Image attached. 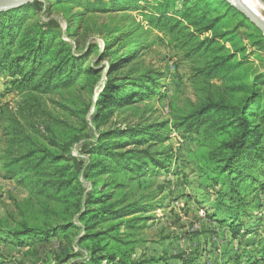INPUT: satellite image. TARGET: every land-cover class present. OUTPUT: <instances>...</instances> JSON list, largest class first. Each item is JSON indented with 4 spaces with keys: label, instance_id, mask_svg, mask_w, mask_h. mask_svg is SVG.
<instances>
[{
    "label": "rangeland",
    "instance_id": "374dc122",
    "mask_svg": "<svg viewBox=\"0 0 264 264\" xmlns=\"http://www.w3.org/2000/svg\"><path fill=\"white\" fill-rule=\"evenodd\" d=\"M111 1L59 0L52 1L54 5L50 6V0H33L31 3L40 5L20 15L18 32L23 34L32 27L43 25L57 32V35L49 36L50 41L54 43L60 36L63 42L73 46L76 53L81 54L91 46L98 48L91 49L90 59L82 64L84 72L94 66L98 70L95 76L84 73L75 90L51 92L35 101L57 118L59 127L68 123L76 129L82 128L85 134L70 153L79 176L71 189L63 193L66 202L61 208L67 210L75 206L83 192L87 197H92L98 190L109 193L111 185L105 188L109 182L115 183L112 194L105 198L102 206L89 205V210L100 214L145 200V196L153 193L158 198L149 206L146 215L114 218L96 228L93 222L76 220V230L47 241L21 245L11 238L6 241L0 238V264H90L92 257L98 256L92 253L98 252L102 244L79 242L85 226L93 232H104L116 226L115 234L139 242L131 254L134 259L140 258L142 264H264V160L256 169L259 181L254 184L242 181L240 184L245 206L243 203L238 205V202L231 204L228 198L230 187L224 184L230 181H224V175H219L213 167L200 165L197 140L201 133H187L172 127L176 111L181 115L208 103L221 106L225 102L233 106L244 102L251 94L252 81L264 74V37L219 0H114L115 3L109 4ZM124 3L127 5H121ZM159 5L170 16H175L176 10L184 9L177 12V19L186 26L185 31L192 32L198 39L211 41L201 62L186 59L182 51L149 24L148 15L155 14ZM101 8L106 10L101 12ZM204 9L208 12H203ZM70 28L72 36L69 35ZM101 54L104 59L97 67L94 63ZM212 58L223 63L221 67L226 73L223 72L218 79L197 82L193 69L202 67ZM144 74L156 77L150 86L152 91L143 102L123 106L104 102L98 111L97 122L94 121L98 98L107 82L111 85L110 95H115L126 89L135 90L133 84H122ZM8 80L9 76L0 74V218L10 220L20 217V204L30 213L43 210V206L39 204L42 199L32 198L31 189L20 183L19 178L7 179L1 171L10 141L6 130L9 125L7 117H17L33 138L44 141L48 133L35 117L31 122L38 128L36 134L35 128L33 131L18 114L22 95L9 89ZM261 80L258 85L263 97L256 109L257 125L264 119V77ZM153 124L165 125L159 128L161 133L168 130L161 141L149 148L157 152L156 165L145 164L140 174L133 164L129 171L123 172L122 167L117 166L114 172L103 171L86 177L91 169L101 170L115 165L119 160H116L117 154L140 149L113 131L131 126L145 129ZM101 134L107 136L103 139ZM58 136L63 139L62 134ZM263 142L264 137L261 144ZM122 180L126 185L120 190L117 187ZM224 205H235L236 208L227 210ZM235 213L239 215L234 219ZM131 216L149 218L138 222L136 231L127 233L121 222ZM240 222L248 231L243 229L242 235L236 237L233 228ZM141 226L144 229H139ZM106 242L108 253L126 251L127 255L131 248L116 245L111 239ZM65 256L71 257L65 260Z\"/></svg>",
    "mask_w": 264,
    "mask_h": 264
},
{
    "label": "trees",
    "instance_id": "16d2710c",
    "mask_svg": "<svg viewBox=\"0 0 264 264\" xmlns=\"http://www.w3.org/2000/svg\"><path fill=\"white\" fill-rule=\"evenodd\" d=\"M50 1V6H53L52 1L59 0ZM187 1L191 2V0ZM219 1L226 4L229 9L264 37L262 32L233 5L225 0ZM113 3H115L114 0L109 4ZM38 5L40 4L34 2L17 9L0 12V74L4 73L9 76L7 82L9 89L22 95V101L17 108L18 114L23 117L32 130L35 128L36 134H38V130H36L38 128L31 122L35 117L38 119L36 122L42 124L48 133L44 141L33 138L17 117L12 115L7 117L9 125L6 130L10 141L3 156L1 171L7 179L19 178L20 183L31 189L32 198L42 199L39 204L43 206V210L30 213L23 208V204H20L18 205L19 218L10 220L0 218V238L3 241L11 238L21 245L37 240L47 241L57 235H67L66 233L69 231L77 229L76 220L82 223L93 222L96 228L98 225L105 224L114 218L122 219L140 213L146 215L149 212L147 211L149 206L153 205V202L158 198V195L153 193L145 196V200L115 211L105 210L100 214H98V211L89 210V205L99 204L102 206L105 198L112 194L115 183L109 182V184H105V188L111 185L109 193L104 194V191L98 190L92 197H87L83 192L75 206H70L67 210L61 208L66 202L63 193L71 189L73 181L77 180L79 176V172L76 171L74 164L71 162L70 153L85 134H83L82 128L76 129L68 123H65L62 128L59 127L60 122L57 118L52 113L43 110L40 104L35 101L38 97L51 92L60 91L59 93H62L75 90L78 80L84 73L87 76H95L98 70L94 66L84 72L82 64L85 60L90 59L91 49L98 50V48L91 46L89 50L83 52L84 54L76 53L73 46L63 42L60 36H58L56 42L50 41L49 36L51 34L57 35V32L43 25L32 27L23 34L19 33L20 15L28 9H36ZM121 5L125 6L127 4ZM159 8L163 7L159 5L155 9V14L148 15V22L152 28L162 33L171 44L182 51L186 59L201 62L211 41L198 39L192 32L185 31L186 26L177 19V12L181 13L184 9L181 11L176 10L175 16H170L165 8L162 10H159ZM104 9L101 8V12L106 10ZM203 12L207 13L208 10L204 9ZM78 16L79 14L76 15V17ZM69 33L70 36L73 35L72 28L69 29ZM103 59L104 54L99 55L94 65L98 67ZM49 64L50 66H48ZM222 64V62L218 63L216 58H212L206 61L202 67L194 68L193 77H196L197 82L199 80L206 82L218 79L222 77L223 72L226 73L225 69L223 70L221 67ZM155 77L154 75L144 74L136 79L129 80L122 85L133 84L136 89L133 91L126 89L123 92H117L115 95H110L109 88H111V85L107 82L105 88L100 92L94 121L97 122L98 111L104 102L122 106L143 102L145 96L152 91L150 86L154 83ZM263 77L264 74H259L252 81L249 88L251 94L242 103L233 106L225 102L221 106L208 103L202 108L187 114L182 113L179 115L176 114L177 111L174 112L172 122L174 129L185 130L187 133H201L200 138L197 140L200 149L198 154L200 165L204 168L213 167V170L219 175H224V181L226 179L230 181L224 182V184L230 187L228 198L231 204L238 202V205L243 203V206H245V196L241 191L243 186L239 188L240 184L243 183L242 181H250L251 184L259 181L256 169L264 160V142L261 144V139L264 137V119L257 125L255 116L257 105L263 97L262 88L258 85ZM41 119H43L42 122H40ZM164 124L169 125V122ZM164 124H153V126L145 129L131 126L122 131H113L112 133L122 135L124 141L130 140L133 146L140 147V149L117 154L116 160H119L116 164L118 165H110L101 170H98L99 168L91 169L86 177L103 171L112 170L114 172L117 170L115 169L117 166H121L123 172L129 171L133 164L136 165L135 171L137 174H140L145 164L156 165V161H158L155 158L157 152L151 151L149 148L167 135L168 130L162 133L159 132V128L165 126ZM59 133L62 134L63 139L59 138ZM106 136V134H101L100 138L104 139ZM119 145L121 144H117V146ZM92 167H96V165L92 164ZM125 185V180H122L117 188L121 190ZM224 208L233 210L236 206L224 205ZM238 215L235 213L232 218H238ZM148 218L149 216H131L130 219L121 222V225L125 226L127 233L136 231L138 222L148 220ZM237 224L238 226L235 228L231 226L236 237L241 236V231L246 229L241 222ZM115 227L111 226L104 232H93L90 229L89 231L86 226L84 227L85 233L79 239L80 243L91 241L102 244L98 252L92 253L98 256L92 257L90 264H102L103 261H107V264H142L140 258L134 259L131 254L139 242L127 240L128 237L115 234ZM143 227L141 226L139 229L142 230ZM108 239H111L116 245L130 246L128 254L125 255L126 251L108 253V242H106ZM104 242L105 244H103ZM70 257L65 256L64 259L69 260Z\"/></svg>",
    "mask_w": 264,
    "mask_h": 264
},
{
    "label": "water",
    "instance_id": "95a60500",
    "mask_svg": "<svg viewBox=\"0 0 264 264\" xmlns=\"http://www.w3.org/2000/svg\"><path fill=\"white\" fill-rule=\"evenodd\" d=\"M33 0H0V12L17 9ZM233 5L240 13H242L256 28H258L264 36V19L254 13L250 8L243 4L240 0H227ZM262 2L261 0H259ZM264 4V2H262Z\"/></svg>",
    "mask_w": 264,
    "mask_h": 264
},
{
    "label": "bare ground",
    "instance_id": "6f19581e",
    "mask_svg": "<svg viewBox=\"0 0 264 264\" xmlns=\"http://www.w3.org/2000/svg\"><path fill=\"white\" fill-rule=\"evenodd\" d=\"M243 4H245L248 8H250L254 13L264 19V4L259 0H240Z\"/></svg>",
    "mask_w": 264,
    "mask_h": 264
}]
</instances>
